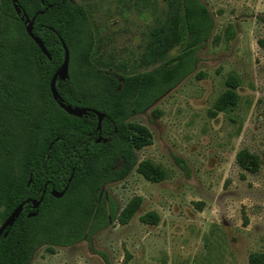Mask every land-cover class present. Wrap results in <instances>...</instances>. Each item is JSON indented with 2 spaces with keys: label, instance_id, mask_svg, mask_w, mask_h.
<instances>
[{
  "label": "rangeland",
  "instance_id": "374dc122",
  "mask_svg": "<svg viewBox=\"0 0 264 264\" xmlns=\"http://www.w3.org/2000/svg\"><path fill=\"white\" fill-rule=\"evenodd\" d=\"M71 1L83 4L93 60L106 70H148L182 48L180 0ZM201 1L214 25L197 50L196 68L127 118L151 133L137 158L160 165L165 176L148 181L134 167L106 182L102 190L119 209L142 197L130 220L111 221L90 242L53 251L43 245L29 264H251L252 252L264 264V0ZM230 73L240 78L239 100L211 115ZM87 103L94 107L99 99ZM242 148L258 156L256 172L237 161ZM152 210L156 223L140 219Z\"/></svg>",
  "mask_w": 264,
  "mask_h": 264
},
{
  "label": "trees",
  "instance_id": "16d2710c",
  "mask_svg": "<svg viewBox=\"0 0 264 264\" xmlns=\"http://www.w3.org/2000/svg\"><path fill=\"white\" fill-rule=\"evenodd\" d=\"M16 2L29 17L35 15L31 30L43 40L49 56L26 33L13 3L0 0L1 221L18 203L29 199L5 229L6 236L0 238V264H29L33 252L43 245L53 251V245H73L82 239L90 242L111 221L130 220L142 197L133 196L119 209L109 193L103 192V185L124 177L134 167L148 181L162 179L165 170L137 158L136 149L150 143L151 133L146 125L127 118L150 106L196 68L197 50L214 25L204 2L180 0V51L148 70L111 72L93 60L91 26L83 4L71 0ZM61 39L70 52L69 75L57 77L56 89L64 103L75 106L99 99L93 105L104 113L99 131L106 140H94L98 129L93 112L74 116L52 96L50 78L64 58ZM225 83L209 107L211 115L232 108L239 100V76L230 73ZM236 158L250 171L259 169L258 156L247 148L240 149ZM64 187L62 196L49 191ZM40 197L39 206L32 207L30 199ZM61 199L63 203L58 202ZM29 210L35 213L27 216ZM139 217L145 223L158 221L154 210ZM250 262L262 264L261 254L252 252Z\"/></svg>",
  "mask_w": 264,
  "mask_h": 264
},
{
  "label": "water",
  "instance_id": "95a60500",
  "mask_svg": "<svg viewBox=\"0 0 264 264\" xmlns=\"http://www.w3.org/2000/svg\"><path fill=\"white\" fill-rule=\"evenodd\" d=\"M13 3V6L16 10L17 13L21 12V7L19 6L18 2H16V0H10ZM22 18H24V23H25V31L26 33L32 37L36 43L39 45V48L46 54L49 56V51L47 49V47L45 46L43 40L41 38H39V36L33 34L32 32V27H33V21L35 18V15H33L32 17H29L26 12L23 10L22 13ZM62 41V46L64 49V58L63 61L61 62V64L59 66L56 67V69L54 70V72L52 73L53 75L50 78V90L52 93L53 98L57 101V104L62 107L63 109H65L67 112L74 114V116H81L85 113H87L88 111H93L94 113L97 114V125L96 128L99 129L101 127V120L104 116V113L101 112L98 109L95 108H91V107H87V106H75V105H70L68 103H64V101L62 100V98L60 97V94L58 93L57 89H56V79L57 77L60 79H65L66 77H68L69 73H68V66H69V59H70V52H69V48L67 46V44L65 43V41L63 39H61ZM101 135H99L95 140L98 141L99 139H101ZM108 139V137H103L102 140H106ZM65 191V187L61 190H56L55 188L51 189V194H53L54 196H61ZM42 200V197H40L38 200L36 198L30 199L31 205L32 207H38L40 202ZM29 201V199H25L22 202L18 203L12 210H10L8 212V214L6 215V217L4 218V221L2 223H0V238L3 236H6V232L5 229L7 228V226H10L13 224V222L15 221V217L19 214L20 210H22L23 208V204L25 202ZM35 213V211H27L26 215H33Z\"/></svg>",
  "mask_w": 264,
  "mask_h": 264
},
{
  "label": "flooded vegetation",
  "instance_id": "af4514ba",
  "mask_svg": "<svg viewBox=\"0 0 264 264\" xmlns=\"http://www.w3.org/2000/svg\"><path fill=\"white\" fill-rule=\"evenodd\" d=\"M20 13H21V16H20V17L22 18V13H23V11L21 10ZM22 19H23V21H24V18H22ZM49 86H50V85H49ZM50 91H51V90H50ZM56 103H57V101H56ZM70 105H71V104H70ZM79 106H81V105H79ZM91 108H94V107H91ZM95 109H97V108H95ZM98 110H99V109H98ZM88 112H93V111H88ZM88 112H87V113H88ZM87 113H85V114H87ZM93 113H94V112H93ZM94 114H95V116H96V121H97V114H96V113H94ZM96 125H97V123H96ZM96 129H97V128H96ZM99 130H100V128L98 129V131H97V132H98V133H97V136H95L94 140H95L99 135H101ZM101 136H102V137H101V139H99V140H102L103 137H106V136H103V135H101ZM45 185H46V184H44V186H45ZM51 189H53V188H51ZM51 189L49 190L50 193H51ZM55 189H56V188H55ZM62 189H63V188H62ZM56 190H57V189H56ZM44 191H45V187L42 189V193H43ZM52 195H53V194H52ZM62 195H63V194H62ZM62 195H61V196H62ZM29 211H31V210H29Z\"/></svg>",
  "mask_w": 264,
  "mask_h": 264
}]
</instances>
